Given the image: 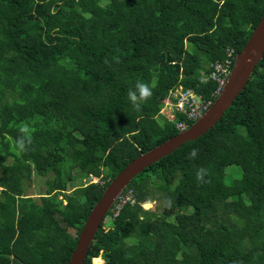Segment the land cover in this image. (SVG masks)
<instances>
[{
  "label": "trees",
  "instance_id": "trees-1",
  "mask_svg": "<svg viewBox=\"0 0 264 264\" xmlns=\"http://www.w3.org/2000/svg\"><path fill=\"white\" fill-rule=\"evenodd\" d=\"M263 15L264 0H0V264H67L111 180L179 133L160 112L170 91L210 97L201 72ZM263 59L214 127L131 180L136 202L112 207L84 264H264ZM232 164L242 175L219 191ZM74 168L98 180L77 187Z\"/></svg>",
  "mask_w": 264,
  "mask_h": 264
},
{
  "label": "water",
  "instance_id": "water-1",
  "mask_svg": "<svg viewBox=\"0 0 264 264\" xmlns=\"http://www.w3.org/2000/svg\"><path fill=\"white\" fill-rule=\"evenodd\" d=\"M263 55L264 15L254 27L243 49L236 54L228 81L210 109L188 129L131 160L107 185L101 198L88 214L67 264H84L101 223L112 209L117 197L129 186L135 176L177 150L185 142L204 135L220 121L225 111L246 86Z\"/></svg>",
  "mask_w": 264,
  "mask_h": 264
},
{
  "label": "built area",
  "instance_id": "built-area-1",
  "mask_svg": "<svg viewBox=\"0 0 264 264\" xmlns=\"http://www.w3.org/2000/svg\"><path fill=\"white\" fill-rule=\"evenodd\" d=\"M236 54L229 50L227 58L222 62L211 63V71L207 73L202 71L201 80L204 82L210 79L216 82V89L210 97H205L193 88L179 85L173 88L166 99L163 101L160 112L165 118L175 124V128L182 132L188 129L195 121L201 118L213 105L216 98L219 96L234 66ZM135 203L136 197L131 189H125L116 199L113 210L114 215L120 212V209L126 203ZM103 262L101 257H98Z\"/></svg>",
  "mask_w": 264,
  "mask_h": 264
},
{
  "label": "rangeland",
  "instance_id": "rangeland-1",
  "mask_svg": "<svg viewBox=\"0 0 264 264\" xmlns=\"http://www.w3.org/2000/svg\"><path fill=\"white\" fill-rule=\"evenodd\" d=\"M64 158L69 160L71 157V150L69 147H64ZM74 183L77 187H80L82 185H85L88 180L91 181H97L98 178L95 176H87L81 169L74 168ZM242 175V169L237 164H232L231 166H228L225 171V176L222 177L221 174L217 173V178L220 181L219 191L225 190L230 187V184L232 183V179H239ZM47 177H43L40 175H34L33 179L31 181L26 182V186L28 189V193L33 196H38L40 194H43L46 192L47 185L45 184V180ZM63 198V196H61ZM154 206V207H153ZM145 209H154L155 208V202L149 201L144 203L143 206ZM190 210V209H187ZM72 232H74V229H71ZM101 262L98 258L94 259V263L98 264Z\"/></svg>",
  "mask_w": 264,
  "mask_h": 264
},
{
  "label": "clouds",
  "instance_id": "clouds-1",
  "mask_svg": "<svg viewBox=\"0 0 264 264\" xmlns=\"http://www.w3.org/2000/svg\"><path fill=\"white\" fill-rule=\"evenodd\" d=\"M151 95V90L149 86L142 82H137L135 85V90H130L128 92V96L130 101L136 106L139 107V105L136 103L138 96L140 98H144ZM197 150L194 148L189 153L190 156L195 157ZM206 174V170L204 168H201L197 171L196 176L198 180H202L204 175ZM144 206V205H143Z\"/></svg>",
  "mask_w": 264,
  "mask_h": 264
},
{
  "label": "bare ground",
  "instance_id": "bare-ground-1",
  "mask_svg": "<svg viewBox=\"0 0 264 264\" xmlns=\"http://www.w3.org/2000/svg\"><path fill=\"white\" fill-rule=\"evenodd\" d=\"M255 26H256V25H255ZM243 33H245V32H243ZM247 40H248V39H247ZM245 43H246V42H245ZM198 44H199V43H198ZM240 49H241V48H240ZM235 50H236V49H235ZM263 60H264V59H263ZM209 62H210V61H209ZM259 63H260V62H259ZM261 63H262V62H261ZM259 65H260V64H259ZM254 71H255V70H254ZM195 83H196V82H195ZM193 84H194V83H193ZM213 87H214V86H213ZM215 87H216V86H215ZM209 88H210V87H209ZM205 89H206V88H205ZM210 89H213V88H210ZM214 89H215V88H214ZM201 90H202V89H201ZM203 90H204V89H203ZM250 90H252V89H250ZM209 91H210V90H209ZM198 92H200V91H198ZM248 93H249V92H248ZM254 93H255V92H254ZM210 94H211V93H210ZM249 94H250V93H249ZM205 95H206V94H205ZM250 95H251V94H250ZM252 95H253V93H252ZM252 95H251V96H252ZM255 95H256V94H255ZM243 96H244V95H243ZM243 96H242V97H243ZM248 96H249V95H248ZM253 96H254V95H253ZM236 98H237V97H236ZM243 98H244V97H243ZM242 102H243V101H242ZM230 111H231V110H230ZM261 111H263V110H261ZM261 111H260V112H261ZM258 113H259V112H258ZM259 114H260V113H259ZM259 114H258V115H259ZM160 115H162V114H160ZM259 116H261V115H259ZM259 116H258V117H259ZM159 117H160V116H159ZM261 118H262V117H261ZM257 119H258V118H257ZM257 119H256V120H257ZM165 120H166V119H165ZM222 120H223V119H222ZM263 120H264V119H263ZM250 121H251V120H250ZM251 125H252V124H251ZM251 125H250V126H251ZM255 125H256V124H255ZM261 125H262V123H261ZM174 126H175V125H174ZM250 126H249V127H250ZM256 128H257V127H256ZM259 128H260V127H259ZM263 128H264V127H263ZM261 131H262V129H261ZM258 133H259V132H258ZM257 135H258V134H257ZM261 135H262V134H261ZM262 136H263V135H262ZM257 137H258V136H257ZM170 138H171V137H170ZM206 138H207V137H206ZM255 138H256V137H255ZM204 139H205V137H204ZM206 140H207V139H206ZM208 141H209V140H208ZM216 141H217V140H216ZM256 141H257V140H256ZM199 142H200V141H199ZM254 142H255V141H254ZM261 142H262V141H261ZM195 143H196V141H195ZM219 143H220V142H219ZM249 143H250V142H249ZM252 143H253V142H252ZM257 143H258V142H257ZM259 143H260V142H259ZM262 143H263V142H262ZM262 143H261V144H262ZM205 144H206V143H205ZM205 144H204V145H205ZM209 144H210V143H209ZM207 145H208V144H207ZM251 145H252V144H251ZM210 146L213 147L212 145H210ZM253 146H254V145H253ZM257 146H258V145H257ZM152 147H154V146H152ZM258 147H259V146H258ZM149 149H150V148H149ZM248 149H249V148H248ZM214 151H215V150H214ZM220 151H221V150H220ZM257 151H258V150H257ZM212 152H213V151H212ZM228 152H229V151H228ZM212 154H213V153H212ZM208 155H209V154H208ZM221 155H222V154H221ZM224 155L226 156V154H224ZM260 156H261V155H260ZM263 156H264V155H263ZM212 157H213V156H212ZM255 161H256V160H255ZM258 179H259V178H258ZM261 179H262V178H261ZM258 181H259V180H258ZM262 182H263V181H262ZM263 183H264V182H263ZM263 192H264V191H263ZM263 198H264V197H263ZM153 207H154V206H153ZM240 214H241V213H240ZM263 256H264V255H263Z\"/></svg>",
  "mask_w": 264,
  "mask_h": 264
}]
</instances>
